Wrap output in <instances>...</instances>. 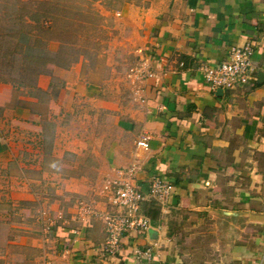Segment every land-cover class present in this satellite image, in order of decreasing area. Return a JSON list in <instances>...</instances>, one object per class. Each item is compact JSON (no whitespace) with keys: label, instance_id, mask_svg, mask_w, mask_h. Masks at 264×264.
<instances>
[{"label":"crops","instance_id":"1","mask_svg":"<svg viewBox=\"0 0 264 264\" xmlns=\"http://www.w3.org/2000/svg\"><path fill=\"white\" fill-rule=\"evenodd\" d=\"M101 10L122 32L129 65L141 61L152 75L121 77L111 68L100 80H86L79 62L54 66L33 85L55 90L49 105L82 101L114 113L133 143L147 133V148H127L110 174L134 167L142 191L156 174L172 184L171 195L163 206L141 204L149 228L122 237L113 255L102 252L103 224L90 212L103 209L105 198H90L92 206L72 209L14 264H264V0H120ZM244 43L251 47L247 81L211 87L200 67L218 64L229 47ZM26 100L9 107L19 125L8 134L18 139L26 124L35 150L27 148L44 154L41 167L49 153L38 144L40 116L31 108L37 99ZM53 143L57 157L81 150L65 131ZM148 246L153 258L135 260L133 248Z\"/></svg>","mask_w":264,"mask_h":264},{"label":"rangeland","instance_id":"2","mask_svg":"<svg viewBox=\"0 0 264 264\" xmlns=\"http://www.w3.org/2000/svg\"><path fill=\"white\" fill-rule=\"evenodd\" d=\"M119 2L0 0V264H14L29 254L73 214L72 209L92 206L93 202L87 203L90 198L102 202V186L112 177L115 160L135 146L114 113L82 101L65 108L49 105L55 90L33 85L54 66L66 68L79 62L86 80H100L113 72L111 68L121 77L128 76L136 63L129 65L122 32L101 10ZM27 97L37 99L31 108L40 116L38 144L49 153L41 167V151L27 148L35 150L30 135L24 134L27 125L21 126V138L8 134L19 125L11 121L9 107L28 103ZM58 131H65L71 145L81 150L52 155ZM96 209L91 207L90 212L98 218L103 209Z\"/></svg>","mask_w":264,"mask_h":264},{"label":"built area","instance_id":"3","mask_svg":"<svg viewBox=\"0 0 264 264\" xmlns=\"http://www.w3.org/2000/svg\"><path fill=\"white\" fill-rule=\"evenodd\" d=\"M251 47L248 43L228 48L224 58L216 65H202V78L213 88H230L242 85L247 81L250 67ZM128 76L143 79L152 73L143 62H138L128 70ZM149 136L143 132L135 139L134 144L146 149ZM134 167L118 168L102 186L105 197V208L98 212L103 224L105 239L101 246L103 253L113 255L121 244V238L127 235H142L149 228L150 221L141 211L144 202H155L160 206L166 204L172 192V184L156 174L147 176L146 190L142 191L134 182ZM135 260H151V247L132 250Z\"/></svg>","mask_w":264,"mask_h":264},{"label":"water","instance_id":"4","mask_svg":"<svg viewBox=\"0 0 264 264\" xmlns=\"http://www.w3.org/2000/svg\"><path fill=\"white\" fill-rule=\"evenodd\" d=\"M218 90H220V89H218Z\"/></svg>","mask_w":264,"mask_h":264}]
</instances>
